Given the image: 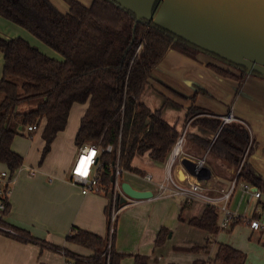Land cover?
<instances>
[{
  "label": "trees",
  "instance_id": "trees-1",
  "mask_svg": "<svg viewBox=\"0 0 264 264\" xmlns=\"http://www.w3.org/2000/svg\"><path fill=\"white\" fill-rule=\"evenodd\" d=\"M65 2L69 11L64 14L50 0H0L3 19L27 30L63 57L62 60L50 57L24 38L0 37L4 59L0 80V163L6 165L10 178L24 165V158L12 149L15 138L24 136L15 121L26 129L31 126L39 128L45 122L42 134L45 147L39 163L42 164L58 134L65 131L73 105L87 104L75 146L78 149L86 144L101 149L113 147L111 153L100 154L97 168L102 193L109 197L114 181L112 165L118 159L123 173H140L132 165L137 156L147 155L154 162L164 163L179 137L176 127L163 118L161 110L151 111L142 102V94L153 71L169 50L174 49L191 58L206 54L239 71V79L249 71L139 19L113 0H93L90 6L77 0ZM215 70L233 77L220 68ZM251 75L264 78L253 72ZM31 103H37L32 110L17 112L21 105ZM206 113L203 109L191 107L187 114V120L201 115L193 124L218 132L213 143L200 141L202 148L210 149L209 153L227 167L239 168L249 144L247 129L239 124H229L219 131L221 121L206 117ZM251 151L252 147L249 153ZM237 181L250 184L257 190L264 189V178L257 176L246 160ZM2 201L5 210L0 212L7 215L9 198ZM219 216L216 208L207 206L202 218L194 219L190 224L205 230L209 240L214 239L219 232ZM0 226V234L24 243H40L28 232L1 219ZM162 233L157 244L162 242ZM115 238L116 229L112 236L108 229L107 236L101 237L73 228L69 241L91 250L93 254L89 258L53 245L47 247L63 251L67 264H121L126 255L116 250ZM244 261L245 255L240 251L219 245L209 264H244ZM135 264L152 263L149 257L138 255Z\"/></svg>",
  "mask_w": 264,
  "mask_h": 264
},
{
  "label": "crops",
  "instance_id": "crops-1",
  "mask_svg": "<svg viewBox=\"0 0 264 264\" xmlns=\"http://www.w3.org/2000/svg\"><path fill=\"white\" fill-rule=\"evenodd\" d=\"M50 1L62 13L69 11L64 0ZM77 1L85 6L93 2ZM1 18V38L13 39L20 35L31 45L41 47L33 37H27L13 23ZM50 57L59 58L57 55ZM3 68L0 51V80ZM215 68L229 72L233 77L222 75ZM240 76L239 71L206 54L191 58L171 49L153 71L142 102L151 111L161 110L163 118L175 126L179 134L193 119L184 150L187 156L195 159L202 158L207 152L200 141H210L215 132L193 124L201 115L187 120L189 109H203L207 111L206 117L218 120L219 116L234 112L252 131V151L246 161L257 176L264 178V78L247 74L242 80ZM87 108V104L73 105L65 131L58 134L42 164L39 163L45 147L42 138L45 122L37 131H28V135L32 134L30 141L21 139L22 136L15 138L12 149L24 158V165L14 173L9 195L10 211L7 215L0 212V219L28 232L40 243H24L0 234V264H67L63 251H53L47 246L89 258L93 254L91 250L69 241L73 228L107 236L111 214L109 197L104 193L83 195L80 187L70 181L79 152L75 138ZM165 163L154 162L147 155L137 156L132 165L140 173L124 172L122 183L155 194L157 184L165 175ZM195 168L194 163L183 158L176 163L174 174L180 180L192 181ZM7 170L6 165L0 163V171ZM203 172L204 176L198 179L212 190L228 187L236 177L234 168L227 167L210 153ZM147 175L152 176V181L144 178ZM243 184L242 181L237 184L229 208L264 224V189L256 190L261 192L257 198L253 191L255 187L249 184L251 191H246ZM207 206L202 201L187 203L183 198H151L122 206L117 216L115 238L116 250L126 255L121 264H135L138 255L149 257L152 264H209L219 245H228L243 253L244 264H264L262 232L250 229L243 222L236 223L231 231H222L218 225L219 232L209 240L205 230L190 224V221L202 218ZM161 231L162 242L157 244Z\"/></svg>",
  "mask_w": 264,
  "mask_h": 264
},
{
  "label": "water",
  "instance_id": "water-1",
  "mask_svg": "<svg viewBox=\"0 0 264 264\" xmlns=\"http://www.w3.org/2000/svg\"><path fill=\"white\" fill-rule=\"evenodd\" d=\"M113 1L139 19L245 68L248 74L264 77V0ZM122 189L133 200L153 197L152 192L138 191L128 183H122ZM121 203L125 204L126 199L122 198Z\"/></svg>",
  "mask_w": 264,
  "mask_h": 264
},
{
  "label": "built area",
  "instance_id": "built-area-1",
  "mask_svg": "<svg viewBox=\"0 0 264 264\" xmlns=\"http://www.w3.org/2000/svg\"><path fill=\"white\" fill-rule=\"evenodd\" d=\"M219 120L221 121L219 131L222 129L223 126L229 124H239L242 127L246 128L249 135V144L245 152V156L243 158V162L246 160V157L252 147L253 144V136L251 128L247 123L243 120L237 118L232 111L229 113L219 116ZM193 119H191L185 128L180 132L177 141L175 142L173 148L171 149L169 156L165 163V175L164 178L157 184V191L153 194L152 198L161 199V198H183L187 203H191L194 201H202L206 203L208 206L214 207L219 211V228L222 230H229L233 227L235 223L243 222L250 227V229L254 231H259L264 234V224L258 219H247L245 216H242L236 212H233L229 208V203L231 198L237 188V177L240 174L242 169V164L235 175V179L230 182L228 187L220 189V190H212L208 188L203 181H200L198 177H203L204 172L203 169L207 164V157L209 155L210 149L207 150L205 155L202 158L195 159L190 158L185 153V144L187 139V132L189 126ZM39 128L38 126H31L28 128L29 132H35ZM218 135V132L216 136ZM215 136V138H216ZM92 146L96 149V155L94 158V162L91 166V173L87 178L81 177L74 172V169L78 167V160L83 158L82 148L84 146ZM79 149L78 155L76 157L75 162L73 163L71 173H70V181L80 187L81 192L83 195H88L91 193H102V188L99 185L98 179V171L97 168L99 167V157L102 152L111 153L113 151L112 146H108L106 149H101L99 146L96 145H89L86 144ZM120 150V149H119ZM118 155H120V151H118ZM186 158L190 162L195 164V172L193 178L194 180H187L183 181L178 179L174 174V167L176 163ZM114 169V181L113 185L109 194V200L111 203V214L109 218V232L110 235L115 232L116 229V221L118 213L122 206L127 204H133L137 201L141 200H133L128 198L122 189V175H123V167L121 166L119 159L112 165ZM35 174V172H32ZM147 181H152V176L147 175L144 177ZM14 181V177L10 178L7 171H0V211L5 210V204L3 203L2 199L7 197L9 198L10 191H11V184ZM243 189L246 191H251V186L249 184H243ZM254 195L259 198L261 196L260 191H255ZM126 199V203L122 204L121 199ZM9 233H13L11 230H6Z\"/></svg>",
  "mask_w": 264,
  "mask_h": 264
},
{
  "label": "rangeland",
  "instance_id": "rangeland-1",
  "mask_svg": "<svg viewBox=\"0 0 264 264\" xmlns=\"http://www.w3.org/2000/svg\"><path fill=\"white\" fill-rule=\"evenodd\" d=\"M65 1V0H64ZM66 3V2H65ZM83 4H85V3H83ZM90 4V3H89ZM2 19V18H1ZM13 25H15V24H13ZM15 26H17V25H15ZM18 28L17 29H21V31H23V33H25V35H27V37L28 36H30V37H33L32 36V34H30L27 30H25V29H23V28H21V27H19V26H17ZM14 36H16V35H14ZM20 37V35L18 36L17 35V38H19ZM20 38H23V37H20ZM25 39V38H24ZM33 39H35L38 43H39V45L41 46V47H39L40 48V51L41 52H43L44 54H46V55H48V56H51V55H57L59 58H57V59H59V60H62L63 59V57L61 56V55H59L58 53H56L55 51H53L52 49H50L49 47H47L46 45H44L43 43H41L39 40H37L36 38H34L33 37ZM26 40V39H25ZM50 54V55H49ZM54 58V57H53ZM36 104L37 103H31V104H26V105H21L18 109H17V112H19V113H24V112H27V111H30V110H32L33 108H35L36 107ZM16 123H15V126L18 128V130H19V132H21V133H23L24 134V136H22L21 137V139H26L27 141H30L31 140V138H30V136L28 135V129H26V128H24L23 126H21V124L19 123V121H15ZM239 168H240V166H239ZM239 168H234V170H235V175L237 174V172H238V170H239ZM245 224V223H244ZM247 225V224H246ZM248 226V225H247ZM237 227H239V226H237ZM236 227V228H237ZM0 228H1V226H0ZM230 230V229H229ZM229 230H222V231H229ZM12 232H14L13 230H11ZM231 231V230H230Z\"/></svg>",
  "mask_w": 264,
  "mask_h": 264
},
{
  "label": "clouds",
  "instance_id": "clouds-1",
  "mask_svg": "<svg viewBox=\"0 0 264 264\" xmlns=\"http://www.w3.org/2000/svg\"><path fill=\"white\" fill-rule=\"evenodd\" d=\"M83 158L78 160V167L74 169V172L84 178H87L91 173V166L94 162L96 155V149L92 146H84L82 148Z\"/></svg>",
  "mask_w": 264,
  "mask_h": 264
},
{
  "label": "flooded vegetation",
  "instance_id": "flooded-vegetation-1",
  "mask_svg": "<svg viewBox=\"0 0 264 264\" xmlns=\"http://www.w3.org/2000/svg\"><path fill=\"white\" fill-rule=\"evenodd\" d=\"M246 75H247V74H246ZM246 75H245V76H246ZM245 76H244V77H245ZM244 77L242 78V80L244 79Z\"/></svg>",
  "mask_w": 264,
  "mask_h": 264
}]
</instances>
